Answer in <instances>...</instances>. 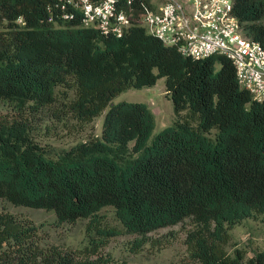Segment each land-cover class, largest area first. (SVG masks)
<instances>
[{
	"label": "trees",
	"instance_id": "1",
	"mask_svg": "<svg viewBox=\"0 0 264 264\" xmlns=\"http://www.w3.org/2000/svg\"><path fill=\"white\" fill-rule=\"evenodd\" d=\"M141 9L134 0L133 15ZM231 11L264 45V0H233ZM160 76L175 118L151 136L147 102L112 99ZM59 84L73 94L56 114L89 122L106 110L100 134L48 156L25 113L54 107ZM0 99L17 111L0 117V197L58 221L88 218L72 247L41 242L27 216L0 210V264H108L100 252L113 235L137 234L136 251L186 218L182 264H264L263 249L227 248L234 223L264 215V100L238 84L225 54H183L136 22L103 33L58 0H0ZM109 205L121 228L100 215Z\"/></svg>",
	"mask_w": 264,
	"mask_h": 264
},
{
	"label": "rangeland",
	"instance_id": "2",
	"mask_svg": "<svg viewBox=\"0 0 264 264\" xmlns=\"http://www.w3.org/2000/svg\"><path fill=\"white\" fill-rule=\"evenodd\" d=\"M158 6L163 0H149ZM264 21V18H263ZM55 94L57 104L52 108H40L37 116L28 111L25 115L31 119V135L45 150L48 156H54L62 148L70 144L100 134L103 114L106 109L96 115L89 122H82L71 115H63V111L55 113L53 110L62 108V100L73 94V90L66 85H57ZM142 100L147 102L155 114V126L151 136L175 118L172 101L166 95L164 77L160 76L151 86L127 88L116 94L112 101ZM61 103V104H60ZM14 105L0 99V117L16 114ZM0 210H7L22 216H27L38 225L41 242L57 243L77 247L85 242V226L88 218H78L74 222L58 221L53 210L16 205L0 197ZM100 215L110 225L121 228L119 220L114 214L112 206H104L99 210ZM190 226V220L173 225L159 227L146 234L142 246L133 250L131 245L137 234L121 232L113 235L100 252L103 256H110L108 264H182L186 256L184 241L185 230ZM231 239L228 250L233 246H244L248 254L254 249L264 250V215L247 217L234 223L231 228Z\"/></svg>",
	"mask_w": 264,
	"mask_h": 264
},
{
	"label": "built area",
	"instance_id": "3",
	"mask_svg": "<svg viewBox=\"0 0 264 264\" xmlns=\"http://www.w3.org/2000/svg\"><path fill=\"white\" fill-rule=\"evenodd\" d=\"M58 1L63 8L79 9L82 22L103 33L121 34L136 22L183 54H225L235 67L238 84L264 100V45L242 33L231 11L233 0H163L154 8L136 0L142 7L137 16L133 15L134 0H126L125 8L118 7L116 0Z\"/></svg>",
	"mask_w": 264,
	"mask_h": 264
}]
</instances>
